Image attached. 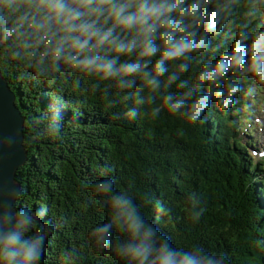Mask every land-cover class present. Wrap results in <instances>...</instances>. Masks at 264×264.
Masks as SVG:
<instances>
[{"label":"clouds","instance_id":"9594fccd","mask_svg":"<svg viewBox=\"0 0 264 264\" xmlns=\"http://www.w3.org/2000/svg\"><path fill=\"white\" fill-rule=\"evenodd\" d=\"M0 0V63L11 64L18 79L47 83L54 94L47 109L30 120L33 141L62 138L65 113L74 103L61 79L82 93L99 96L113 121L157 120L162 112L188 125L207 122L215 107L234 109L238 98L255 94L246 78L264 80V0ZM196 67L194 75L187 74ZM85 84L87 85L85 87ZM17 138L0 140L13 147ZM105 166L102 179L87 187L88 201L107 213L93 226L86 244L110 252L121 264H230L224 252L200 243L173 244L149 221L143 206L161 217L173 209L151 195L139 203L134 183L117 189ZM21 192L0 191V264H42L67 217L57 222L47 205L16 208ZM193 220L203 214L198 194L188 196ZM6 201V202H5ZM48 218V219H46ZM264 243L258 241L257 244ZM83 246H72L61 264H81Z\"/></svg>","mask_w":264,"mask_h":264},{"label":"trees","instance_id":"16d2710c","mask_svg":"<svg viewBox=\"0 0 264 264\" xmlns=\"http://www.w3.org/2000/svg\"><path fill=\"white\" fill-rule=\"evenodd\" d=\"M263 20L255 24L262 32ZM0 70L25 118L27 161L16 173L21 194L15 204L17 208L47 205L55 221L65 216L68 221L51 241L42 264H61L62 253L72 246H83L81 264H121L112 253L98 254L86 244L88 231L108 218L87 203L95 199L87 184L102 179L105 166L112 168L118 190L134 183L139 203L144 195L168 202L173 209L170 217L159 216L152 205H144L143 211L173 244L200 243L226 253L230 264H264V243L257 244L264 241V199L259 192H264V175L261 163L256 173L246 161L249 157L252 164L247 151L252 140L242 147L240 136L248 121L241 97L228 111L214 105L205 113L207 122L197 125L167 112L155 121L146 116L113 121L112 110L98 95L76 91L61 79L55 87L64 88L74 99L65 113L62 138L34 142L30 120L47 109L53 87L18 79L11 64L0 63ZM196 70L194 66L187 75ZM254 89L255 94L260 91ZM191 193L198 194L203 209L196 220L190 214Z\"/></svg>","mask_w":264,"mask_h":264},{"label":"water","instance_id":"95a60500","mask_svg":"<svg viewBox=\"0 0 264 264\" xmlns=\"http://www.w3.org/2000/svg\"><path fill=\"white\" fill-rule=\"evenodd\" d=\"M15 98L13 90L0 70V140L13 135L17 138L13 147H0V191L8 188H16L21 191L16 173L27 160V152L23 144L25 119Z\"/></svg>","mask_w":264,"mask_h":264},{"label":"rangeland","instance_id":"374dc122","mask_svg":"<svg viewBox=\"0 0 264 264\" xmlns=\"http://www.w3.org/2000/svg\"><path fill=\"white\" fill-rule=\"evenodd\" d=\"M243 4L244 3L241 4V10L243 8ZM251 79L253 80V82L257 81V85H258V87H260L261 93L258 96H254V95L251 97L247 96L248 99H252V97H257V99H258L253 104H250V107L247 109L248 112L253 113V119L252 118L249 119V120H252V122L249 124V126L247 128L253 127L254 129H257L256 126L252 125V123H255L256 125H260V128L257 131V134L255 136H253L254 140L258 143V145H256V143H255L256 148L260 149L262 147V145H264V136H263V132H262V128H264V82H261V79L255 77V76H252ZM261 99H263V103L261 102ZM261 104H263V105L261 106ZM257 115H260L261 117H259ZM251 131H252V129H251ZM240 139L244 140L242 135L240 136ZM258 153H259V151L257 149L254 150V153H252L250 150H248V154L253 160L258 159ZM16 201H15V203H16ZM15 206H16V204H15ZM16 208H17V206H16Z\"/></svg>","mask_w":264,"mask_h":264},{"label":"bare ground","instance_id":"6f19581e","mask_svg":"<svg viewBox=\"0 0 264 264\" xmlns=\"http://www.w3.org/2000/svg\"><path fill=\"white\" fill-rule=\"evenodd\" d=\"M6 78V77H5ZM15 94V93H14ZM16 97V96H15ZM16 99V98H15ZM20 110V109H19ZM21 112V111H20ZM21 114H22V112H21ZM263 114V113H262ZM25 119V118H24ZM24 123H25V120H24ZM245 125V124H244ZM252 125H256L255 123H252ZM242 126V125H241ZM244 128V127H243ZM252 134H253V131H251L250 129H247L246 131H244V132H242L241 133V135L243 136V138H244V140H242V147H245L246 146V143L251 139V136H252ZM250 148V147H249ZM224 151V150H223ZM221 155V154H220ZM219 155V156H220ZM245 155H246V153H245ZM221 157V156H220ZM27 161V160H26ZM246 161H247V163H248V167H250V170L253 172H256L257 173V171L262 167H260L259 169H258V166H260V165H258L259 163H262V164H264V153L262 152V153H260L259 155H258V159H255V160H253L252 161V164H251V162H249V157H248V159L246 158ZM246 164V163H245ZM19 169V168H18ZM262 174L264 175V167H263V171H262ZM243 195H241V197H242ZM262 201V200H261ZM250 221V220H249Z\"/></svg>","mask_w":264,"mask_h":264}]
</instances>
